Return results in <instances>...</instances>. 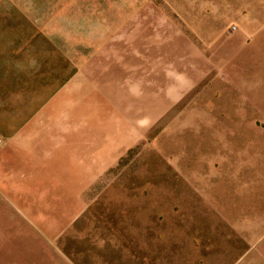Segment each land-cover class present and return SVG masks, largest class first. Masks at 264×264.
Returning a JSON list of instances; mask_svg holds the SVG:
<instances>
[{"label":"rangeland","instance_id":"rangeland-1","mask_svg":"<svg viewBox=\"0 0 264 264\" xmlns=\"http://www.w3.org/2000/svg\"><path fill=\"white\" fill-rule=\"evenodd\" d=\"M67 1L70 13L89 19L118 14L117 25L133 14L168 15L213 65L162 116L131 119L136 129L144 126L83 193H39L38 210L87 206L70 231L72 257L85 254L103 264H207L200 259L215 255L229 264L264 244V0ZM30 2L0 0V40L29 29L30 23L16 19L20 11L30 17ZM16 217L23 237L32 222L25 213Z\"/></svg>","mask_w":264,"mask_h":264},{"label":"crops","instance_id":"crops-1","mask_svg":"<svg viewBox=\"0 0 264 264\" xmlns=\"http://www.w3.org/2000/svg\"><path fill=\"white\" fill-rule=\"evenodd\" d=\"M30 6V17L20 11L16 19L29 29L0 40V264H103L69 250L72 225L87 206L38 210L39 193H83L144 126L131 119L162 116L213 65L165 14L128 15L117 25L120 15L89 19L70 13L67 0ZM68 19L77 24L62 26ZM22 213L32 222L23 237L14 225ZM220 258L200 261H230ZM229 264H264V244Z\"/></svg>","mask_w":264,"mask_h":264}]
</instances>
